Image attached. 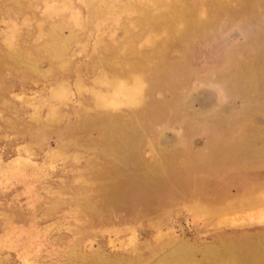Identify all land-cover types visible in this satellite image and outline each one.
I'll use <instances>...</instances> for the list:
<instances>
[{
  "label": "rangeland",
  "instance_id": "obj_1",
  "mask_svg": "<svg viewBox=\"0 0 264 264\" xmlns=\"http://www.w3.org/2000/svg\"><path fill=\"white\" fill-rule=\"evenodd\" d=\"M0 264H264V0H0Z\"/></svg>",
  "mask_w": 264,
  "mask_h": 264
},
{
  "label": "bare ground",
  "instance_id": "obj_2",
  "mask_svg": "<svg viewBox=\"0 0 264 264\" xmlns=\"http://www.w3.org/2000/svg\"><path fill=\"white\" fill-rule=\"evenodd\" d=\"M233 203V202H232ZM256 203H257V200H253V201H250V202H248V203H246V205L247 206H251V205H253V204H255L256 205ZM225 227V226H224ZM133 240V239H132ZM129 241H130V239H129Z\"/></svg>",
  "mask_w": 264,
  "mask_h": 264
}]
</instances>
